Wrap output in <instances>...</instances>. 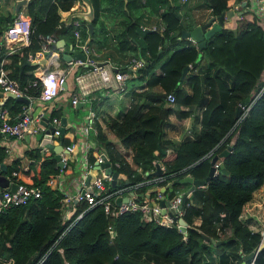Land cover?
I'll return each instance as SVG.
<instances>
[{
	"label": "trees",
	"instance_id": "1",
	"mask_svg": "<svg viewBox=\"0 0 264 264\" xmlns=\"http://www.w3.org/2000/svg\"><path fill=\"white\" fill-rule=\"evenodd\" d=\"M75 1L27 0L24 10L31 16V43L5 55L4 66L11 77L23 83L33 76L34 64L24 63L23 59L29 50L37 48L39 33H54L73 42L74 25L64 19ZM91 2L93 33H89L84 19L79 29L82 38L88 37L94 45L97 58L116 61L121 68L128 56L145 61L135 76L143 82L129 90L130 102L125 111L96 118L98 146L104 149L113 169L124 175L120 184L154 177L158 164L161 180L131 187L139 200L154 197L157 190L153 187L165 185L173 178L187 174L205 178L213 155L228 145L232 148L226 156L216 159L217 171L206 184L187 196L182 215L187 223L185 232L176 224L166 226L147 220L139 210L112 216L101 205L88 207L82 203L76 212L65 213L60 202L63 193L53 177L60 171L53 149L44 154L38 148L26 150L31 161L25 172L38 166L31 178L40 187L41 195L0 212V262L241 264L261 241L259 230L241 215L244 204L264 180V22L245 10L240 16L236 14L240 18L235 29L223 25L200 48L181 36L183 29H191L202 21L194 17L193 11L203 7L209 11L208 18L218 16L230 10L231 0H195L192 4L179 0ZM146 14L156 18L157 28L152 29L144 21ZM14 16L15 11L2 9L0 0V33ZM112 17L120 18L122 28L110 35L106 21ZM202 53L206 64L197 72L189 67L185 70L201 59ZM156 85L162 90L150 89ZM170 91L175 94L173 102L165 98ZM3 106L14 114L21 109L22 101L8 96ZM52 112L61 114L56 109ZM170 114L178 119L191 114L200 127L192 129V137L171 140L165 130L173 125ZM70 139L65 129L61 141L66 144ZM91 155L93 159L92 151ZM5 157L4 147L0 146V164ZM17 163L18 159L5 163L6 169L1 172L9 174ZM71 166L75 170L72 159L67 168L72 169ZM183 185L174 184V190ZM79 212L82 215L77 217ZM204 235L214 242L205 240ZM251 261L264 264V247L244 264Z\"/></svg>",
	"mask_w": 264,
	"mask_h": 264
},
{
	"label": "built area",
	"instance_id": "2",
	"mask_svg": "<svg viewBox=\"0 0 264 264\" xmlns=\"http://www.w3.org/2000/svg\"><path fill=\"white\" fill-rule=\"evenodd\" d=\"M180 1L187 2L189 0ZM24 5L15 14L12 22L0 33V93L6 95L10 92L14 94L13 97L23 96L27 101H22L21 109L14 114H11L7 107L0 105V136H7L16 140H21L26 136L34 137L37 133L43 134L48 125L51 124L53 126V130L50 132L51 141L56 143L61 135V117L51 113V106H53L51 103L58 99L61 91L68 90L70 103L77 107L80 101H82V105L88 101V111L82 115L78 123L67 122L66 125L72 139L62 145L63 150L60 155L63 165L59 167L60 171L53 175L57 186L63 193L60 199L61 209L65 213H74L78 205L82 203L88 207L101 205L105 213L112 216L124 211L139 210L147 220L166 226L176 224L179 229V223L173 221L167 211L173 208L176 215L182 217L184 202L194 189L187 193L185 199H182V193L188 186L184 191L177 189V193H172L169 197L170 206H167L166 213H163L159 200L165 198V195L159 189L160 185L155 186L158 187L156 196H147L142 200H139L134 190L131 189V187H136L143 182L161 180L162 174L153 173L154 177L152 178L125 185H121L118 178L116 184L112 186L110 173L105 167L100 166L104 160L102 154L106 155V153L102 147L98 146L97 142L96 118L99 113H96L92 106V100L95 98L94 93L97 91L108 93L111 90L125 91L127 79L137 75L138 68L145 64L144 59L131 56L124 64V68L114 66L108 61L99 60L94 45L89 43V38H82L81 36L79 29L81 19L74 18L72 20L74 25L73 42L70 52H80L83 54V58L71 57L69 60H63L64 46L58 45L59 37L54 33H39L37 35V48L29 50L23 60L36 65L41 58L47 56L48 62L40 68L34 67L32 69L33 76L20 83L16 78L9 75V70L4 66V63L7 61L5 55L31 43L30 34L33 29L31 16L24 10ZM251 11L264 22V0H252ZM57 27H60V24ZM151 28H157L156 24L152 25ZM159 29L162 30L163 25H160ZM189 39L193 43L195 42L191 37ZM192 65L190 63L188 67L190 68ZM80 67L83 69L79 70ZM67 83L70 86H66ZM165 98L173 102L175 100L174 92H167ZM44 120L45 123H43ZM39 146L31 148H38L42 154L52 149L46 145ZM3 147L6 157H10L8 158L9 163L13 159H18V163L6 175L11 183H15L14 190L10 189V186L0 187V212L24 204L29 199L41 195L40 187L33 184L32 173L30 171L29 173L25 172L29 169V161L23 162L20 155H15L13 145ZM91 151L94 152L93 159H91ZM70 159L73 161L75 170L74 168H67ZM114 164L118 165V162ZM110 165L114 170L111 161ZM214 166L216 172L218 163L215 162ZM66 168L67 172L65 171ZM89 175V182L86 183ZM118 197L121 198L119 204L116 202ZM123 197H126V200H123ZM180 204H182V208H179ZM81 215L82 212H79L77 217ZM111 227L112 225L109 226L110 230ZM258 230L261 241H264V225Z\"/></svg>",
	"mask_w": 264,
	"mask_h": 264
},
{
	"label": "crops",
	"instance_id": "3",
	"mask_svg": "<svg viewBox=\"0 0 264 264\" xmlns=\"http://www.w3.org/2000/svg\"><path fill=\"white\" fill-rule=\"evenodd\" d=\"M17 1L18 0H9V1L1 0L2 9L3 10L8 9L7 5L10 4V6H12V9H8V10L15 11V5H16ZM194 1L195 0H193L192 3ZM248 3L249 4L245 5V7H243L245 9L242 8V12L245 11V10H250L251 11L252 0H248ZM231 4H232V6H231L230 9L234 10V12H232L230 14L227 13L228 15H226L225 23H223V25L227 26V27H229L231 29H235L236 26H237V21L240 18V17H238L236 15V14H238L237 12H238L240 3H235L234 0H231ZM188 6H190V5H188ZM84 7L85 6L81 2L77 1V2L73 3V5L69 9H67L68 11H67V14L65 16V19L67 18L69 13L72 12V10H74V9H83ZM196 9H198V8H196ZM195 10L193 11L194 13H195ZM208 12L209 11L206 9V17L204 15L196 14L194 17L199 19V20H202V21L201 22H197L196 24H194V26L197 25V24H202L203 22L207 21L210 18V17L208 18ZM234 13H236V14H234ZM102 16L105 18L107 15L105 13H103ZM146 16H147V18H145V21H147L149 24L154 23V21L156 20L155 17H151L148 14ZM248 16H249V14L245 15V17H248ZM203 20H205V21H203ZM212 24H213V22H212ZM223 25H221V27ZM107 27H108L110 35H112L114 33H117L122 28V25L120 23V18L119 17H112V18L107 19ZM208 28H206V29H208ZM217 29L218 28H216L213 32H215ZM62 39L64 41H63V43L61 45H63L65 49L66 48L70 49L71 48V42L68 40V38H62ZM47 60H48L47 56L41 58L40 62L37 63L36 65H34V67L35 68H40V67L46 65L47 62H48ZM99 60L108 61L110 64H112L114 66H120V65H117L118 63L116 61H111V59H99ZM206 62H207V59L204 56V54L202 53L201 59L199 58V60L195 64H193L192 67H190L189 69L192 72H197V71H199V67L202 64H204V63L206 64ZM27 63H29V62L27 61ZM49 66L51 67V64ZM134 78H136V77H134ZM128 80H131V79H128ZM69 84H70V82H69ZM69 84L67 83L66 86H70ZM133 87H131V88H133ZM150 89L153 90V91H161L162 90V88L159 85L153 86ZM115 92L116 91L111 90L108 93H100L99 91L94 93L95 98L92 100V103H93V101H96L95 102L96 106L95 107L93 105L92 106L94 107L96 113H99V115L107 114V113H110V114L114 115V114H116L118 112L120 113V112L125 111V109L129 105L130 98H129V101H127L123 105L122 109L119 108L118 106L114 105V104H110V107L108 109H102V108H100L98 106V104L102 103V101L106 98V96L110 95L111 93L116 94ZM68 93H69L68 90L61 91L58 99H56L55 101H53L51 103V105H53V106H51V111L55 110V109L60 111V113H61L60 116L61 115L66 116L68 123L77 122L76 119L78 117L80 119L82 117V115H84L86 113L85 109L88 108L87 107L88 106V101L84 105H82L83 104L82 103L79 107H74L70 103V97L68 96ZM127 93H128V96H129L130 95L129 91ZM6 98L7 97H5V95H2L0 93V101H2L3 99H6ZM39 107H41V105H39ZM80 107H83L81 115L72 114L71 111H72L73 108L74 109H78ZM169 119H170V121L172 122L173 125L172 126H168L165 130H166L167 137L170 138L171 140H179V139H181L182 137H185V136L192 137L193 134H194V131H192V129L193 128L198 129L200 127V124H199L198 120L191 114H189L188 116H186L183 119H178V117L175 114H170ZM68 132L70 134V131H68ZM70 136H71V134H70ZM71 139H72V137H71ZM5 145H13V153L15 155H17V156L20 155L21 156L20 159L23 162H26V161L30 162L31 158L27 155L26 150H29L31 147L39 146V141L36 140L35 136L34 137H29V138H27V136H26L25 138H23L21 140L12 139L11 137H7V136H0V146H5ZM8 158H10V157L9 156L5 157V160H4L5 163H9V159ZM37 168H38L37 165H33L32 169H30V172L31 173L37 172ZM65 171L67 172V168H66ZM5 175H7V174H5ZM263 186H264V180H263V183L261 184V186L254 191L252 199L247 201L244 204V206H243V211H242V215L241 216L244 219H247L248 221H250V226L253 229H258L259 227L256 226L258 224V220L261 221V220L264 219V217L261 216V214H260V210L262 212H264V210H263L264 209V206H263L264 205V190H263L264 187ZM185 188L184 189L183 188L182 189H178V190L184 191ZM260 218H262V219H260Z\"/></svg>",
	"mask_w": 264,
	"mask_h": 264
},
{
	"label": "water",
	"instance_id": "4",
	"mask_svg": "<svg viewBox=\"0 0 264 264\" xmlns=\"http://www.w3.org/2000/svg\"><path fill=\"white\" fill-rule=\"evenodd\" d=\"M26 0H18L16 5H15V12H18L21 5L25 4ZM81 2L83 3V5L85 6L83 9H75L72 10V12L69 13V15L67 16V18L65 19V23H70L72 18L77 17L80 19H84L86 21L87 24V28L90 34L93 33V18H94V8H93V4L91 2V0H81ZM247 1L243 0L241 1V3L239 4V9H238V14H242V8L246 5ZM234 12L233 10H228L225 12H222L220 15L218 16H212L210 17L206 22L202 23V24H197L195 26H193L191 29H183L181 36L182 37H191L192 39H194L197 44L199 45L200 48L203 47V45L206 43V39L207 37H209L213 31L216 28H220L221 25H223V21L226 17V15H228L227 13H232ZM213 22V24H212ZM212 24V25H211ZM211 25V26H210ZM210 26V27H209ZM209 27V28H208ZM208 28V29H206ZM147 30H151L149 28H147ZM63 39H59L58 41V45H61L63 43ZM71 56L75 57V58H83V54L78 52V53H74V54H69V53H64L63 57L66 60H69L71 58ZM24 63H27V61H24ZM185 70H188V66L185 67ZM11 96L13 97L14 94L8 92L5 97ZM17 99H20L21 101H27V99L23 96H17ZM6 99H3L2 101H0V105L3 104L5 102ZM82 104V101H80V103L77 105V107H79ZM239 110V109H238ZM45 120H47V118H45ZM43 121V123H45L46 121ZM67 122V118L66 116L62 115L61 116V126H60V131L61 134L64 133L65 131V125ZM53 130V126L51 124L48 125L47 130H45V132L43 134L41 133H37L35 135L36 139L40 140V146L42 145H46L49 146L53 149L54 151V158L56 159V166L57 167H62L63 165V161L61 160V155L60 152L63 150L62 148V141L59 140L57 143H52L51 141V131ZM27 138H29L27 136ZM232 146L228 145L223 151H221L219 154H215L213 155V157L211 158V166L210 169L208 171V175L205 178H194L193 176H191L190 174L184 175L182 177L179 178H173L170 181H167L165 183V185H162L159 189L163 192H165V198H162L159 200V204L160 206H162V212L166 213V207L170 206V194L171 193H177L176 190H174V184L177 183H183V184H188V188L182 193V199H185L187 196V193L192 191L193 189H195L196 187H201L204 186L206 184V182L210 179V177L213 175V173L215 172V162L216 159L218 157H222V156H226L230 150H231ZM103 157V162L100 163V166L105 167V169L107 170V172L110 173L111 175V185L114 186L116 184L117 179L121 176L118 172V170H112L111 165H110V161L108 160L107 156L105 154H102ZM99 167V165L97 166V168ZM6 169V165L5 163H1L0 164V187H8L10 186V189L14 190L15 188V183H11L9 178L3 174L1 171ZM156 174H161V169L160 166L157 164V169L154 172ZM89 178L90 175L87 177L86 179V183L89 182ZM126 182H128V180H126ZM153 189L156 191L158 189V187H153ZM123 200H126V197L122 198ZM121 198L118 197L116 199V202L119 204L120 203ZM179 208H182V204L179 205ZM168 214L170 215V217L172 218L173 221H177L179 223V229L181 231H186L187 229V223L186 221L182 218V217H178L176 215L175 209L170 208L168 209ZM204 239L205 240H210L211 242H214V239L209 238V236L204 235ZM264 247V241H260V243L255 247V249L253 251H251L250 253H248L245 257L244 260L241 264H244V262L255 258L257 252L259 250H261ZM252 264V263H251Z\"/></svg>",
	"mask_w": 264,
	"mask_h": 264
},
{
	"label": "rangeland",
	"instance_id": "5",
	"mask_svg": "<svg viewBox=\"0 0 264 264\" xmlns=\"http://www.w3.org/2000/svg\"><path fill=\"white\" fill-rule=\"evenodd\" d=\"M9 1V0H8ZM192 1L193 0H189L188 1V3L189 4H192ZM7 8L8 9H12V6H10V4H8L7 5ZM196 14H198V15H204L205 17H206V8H203V7H200V8H198V9H196L195 10V13H194V16L196 15ZM236 14V13H235ZM147 15V14H146ZM152 17V16H151ZM145 18H147V16H145ZM145 18H144V21H145ZM147 24H148V26L149 27H152V25H154L155 23H152V24H149L147 21H145ZM106 23H107V21H106ZM130 57L128 56V57H125V59L123 60V66H124V64L127 62V60L129 59ZM143 82V79H141V78H138V77H136V78H133V79H131V80H127V88H126V90L125 91H116L115 93L116 94H114V93H111L110 95H108V96H106V98L102 101V103H99L98 104V106L100 107V108H102V109H108L109 107H110V104H114V105H116V106H118L119 108H121L122 109V107H123V105L127 102V101H129V96H128V91L130 90V88L131 87H133V86H136V85H139V84H141ZM82 108L83 107H80V108H78V109H72V114H75V115H81V112H82ZM88 111V108L87 109H85V112H87ZM77 120V122L80 120L79 119V117L76 119ZM110 138L112 139V140H114V141H118V139L114 136V135H110ZM124 178V175H121L120 177H119V181H122V179ZM188 184H184L183 186H181L179 189H184L186 186H187ZM264 187V186H263ZM263 190H264V188H263ZM262 191V190H261ZM191 194V192L189 193V195ZM254 194V193H253ZM190 197H191V195H190ZM264 206V205H263ZM264 210V209H263ZM260 214H261V216H263L264 217V212H262L261 210H260ZM260 219H262V218H260ZM262 225H264V219L263 220H258V224L256 225V226H258L259 228L262 226ZM258 228V229H259ZM0 264H10V259H8V260H3V261H1L0 262Z\"/></svg>",
	"mask_w": 264,
	"mask_h": 264
},
{
	"label": "clouds",
	"instance_id": "6",
	"mask_svg": "<svg viewBox=\"0 0 264 264\" xmlns=\"http://www.w3.org/2000/svg\"><path fill=\"white\" fill-rule=\"evenodd\" d=\"M77 1H78V2H81V0H77ZM77 1H75V2H77ZM179 1H180V0H179ZM26 2H27V0H26ZM26 2H25V4H26ZM75 2H74V3H75ZM180 2H181V1H180ZM81 3H82V2H81ZM82 4H83V3H82ZM22 6H23V5H21V7H22ZM21 7H20V8H21ZM74 10H75V9H74ZM16 13H17V12H15V14H16ZM238 15H239V14H238ZM239 16H240V15H239ZM74 18H77V17H74ZM74 18H72V20H73ZM79 19H80V18H79ZM72 20H71V22H72ZM64 21H65V19H64ZM188 38H189V37H188ZM59 39H61V38H59ZM195 43H197V42L195 41ZM71 46H72V42H71ZM71 50H72V47H71L70 49H68V48L65 49V48H64V52H62V59H63V60L65 59V58L63 57V54H64V53H69V54H71V55L74 54V53H78V52H73V51H72V53H71V52H70ZM71 57H73V56H71ZM65 60H66V59H65ZM23 61H27V60H23ZM80 69H81V67H80ZM80 69H79V70H80ZM134 77H135V76H134ZM134 77H130V78H128V79H132V78H134ZM128 79H127V80H128ZM1 105H3V104H1ZM51 113H53V112L51 111ZM55 115H56V114H55ZM61 116H62V115H61ZM61 116H60V117H61ZM66 118H67V117H66ZM67 122H68V121H67ZM67 122H66V125H67ZM66 125H65V127H66L65 129H68V127H67ZM60 126H61V125H60ZM68 131H69V130H68ZM62 135H63V133L59 136V139H57V142H58L59 140H61ZM38 140H39V139H38ZM57 142H56V143H57ZM39 143H40V140H39ZM52 143H53V142H52ZM62 145H63V143H62ZM92 153H93V155H94V152H92ZM107 157H108V156H107ZM114 170H115V169H114ZM187 186H188V185H187ZM160 187H161V186H160ZM160 187H159V188H160ZM176 190H177V189H176ZM251 262H252V261H251ZM251 262H250V263H251ZM250 263H249V264H250ZM252 264H253V263H252Z\"/></svg>",
	"mask_w": 264,
	"mask_h": 264
}]
</instances>
